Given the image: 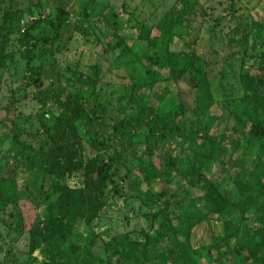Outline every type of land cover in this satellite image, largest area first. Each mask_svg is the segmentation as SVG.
<instances>
[{
  "label": "trees",
  "instance_id": "trees-1",
  "mask_svg": "<svg viewBox=\"0 0 264 264\" xmlns=\"http://www.w3.org/2000/svg\"><path fill=\"white\" fill-rule=\"evenodd\" d=\"M197 4L195 0H180L177 13L169 12L156 26L127 20L137 35L132 45L116 41L115 49L129 79L121 91L127 110L120 117L106 121L93 94L82 84L69 86L71 81L61 75L38 91L40 102L61 106L80 121L87 142L100 156L108 152L112 163L98 168L106 159L95 156L86 162L85 172L95 178L91 191L56 182L45 188L47 179L75 172L70 151L55 141L39 152L22 151L28 171L38 177L32 183L33 196L45 208L30 222L21 212L11 213L16 216L11 223L15 232L28 235L30 253L40 250L46 260L58 264H204L202 255L206 264H225L230 257L232 264H264V65L241 74L246 94L225 111L233 119L232 132L242 131L246 138L227 144L225 127L219 135L214 134L224 118L214 111L219 105L195 50L202 30L200 24H193L206 16ZM68 14L60 3L55 20L48 24L51 32L34 33L31 27L22 38L28 76L38 86L43 78L54 77L51 59L58 52L56 45L69 22ZM119 18L115 14L109 20L116 31L122 27ZM234 30L241 44L252 34L257 42H264V22L241 23ZM35 60L40 65L32 67ZM259 61L264 63V57ZM186 76L195 89V107L190 112L170 90H159L162 81ZM99 80L95 76V86ZM161 142L165 143L163 148ZM228 157L234 159V170L227 169L220 183L210 180L211 168L225 166ZM252 158L253 166L248 168L246 163ZM121 170L128 182L135 180L137 184L140 180L145 185L146 190H138L136 196L160 225L145 243L131 241L127 235L114 237L106 243L105 258H101L95 250L98 237L84 235L80 227L94 202L98 209L107 203L108 187L113 185L111 190H117L115 177ZM160 180L164 181L162 189L158 188ZM228 187L235 189L236 201L227 197ZM10 205L0 198V211ZM234 209L240 212L235 218ZM212 215H218L224 227L220 242L194 248L195 232ZM158 244L155 251L150 248Z\"/></svg>",
  "mask_w": 264,
  "mask_h": 264
},
{
  "label": "rangeland",
  "instance_id": "rangeland-1",
  "mask_svg": "<svg viewBox=\"0 0 264 264\" xmlns=\"http://www.w3.org/2000/svg\"><path fill=\"white\" fill-rule=\"evenodd\" d=\"M195 2L206 12L200 23L197 21L193 24H200L202 30L195 50L207 71L214 100L219 105L214 111L224 118L214 134L219 135L225 127L229 137L227 144L237 139L244 140V132H232L233 119L228 117L225 110L246 94L242 72L251 68L256 71L261 64L264 65L259 61L264 57V42H257L252 34L246 44H241L240 36L235 35L234 29L241 23L264 22V0ZM60 3L69 13V22L63 27L61 39L56 45L58 52L51 59L54 77L43 78L42 86H38L28 76V63L22 56L25 51L22 38L31 27H34V33L51 32L48 24L55 20ZM180 8V0H0V198L11 204L0 211V264H58L46 260L40 250L30 253L28 235L16 233L14 224L11 225L16 219L11 213L21 212L30 222L45 209L33 196L32 183L38 177L28 171L26 156H20L22 151L39 152L48 149L53 141L70 151L75 172L47 179L45 188L56 182L72 189L83 187L91 191L95 178L85 172L86 162L95 156L106 159L98 168L103 163H112V157L106 156L108 152L100 156L87 142L80 121L61 106L40 102L38 91L48 88L61 75L71 81L69 86L82 84L88 93L93 94L95 104L104 113L106 121L120 117L127 110L126 100L121 102V91L129 85V79L119 51L115 49L116 41L119 39L124 46L132 45L137 35V30L131 27L133 23L127 24V20L134 18L138 22L147 21L156 26L169 12L177 13ZM115 14H119L122 21L119 31L109 21ZM39 65L38 60L31 64L32 67ZM97 75L100 80L95 86L94 78ZM165 88L177 97L187 112L195 107V89L188 76L175 81H162L159 90ZM246 144L244 141L242 146ZM159 145L163 148L165 143ZM226 162L225 166L217 164L211 168L207 175L210 180L220 183L224 179L234 159L228 157ZM253 162L254 158L248 160V168L253 166ZM115 178L117 190L113 192V185H110L107 203L98 209L94 202L90 216L80 227L84 235L92 233L98 237L95 250L101 258H105L106 243L114 237L127 235L131 241L145 243L155 236L160 225L148 206L136 196L138 190H146L145 185L140 180L137 184L135 180L128 182L124 170ZM163 184L164 181L160 180L158 188L162 189ZM38 185H41V180ZM95 195L96 199H101ZM227 197L236 201L237 194L233 187H228ZM239 213L234 209L233 217ZM218 217L212 215L209 222L202 224L195 232L192 241L194 248L220 242L224 227ZM157 247L160 245H151L150 248L155 251ZM212 253L217 251L213 250ZM201 261L206 264L204 255ZM232 262L233 258L230 257L225 264Z\"/></svg>",
  "mask_w": 264,
  "mask_h": 264
}]
</instances>
